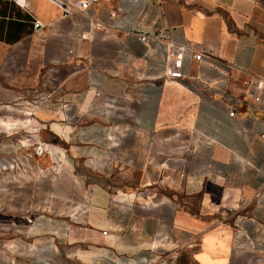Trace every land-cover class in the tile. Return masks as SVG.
Instances as JSON below:
<instances>
[{
  "label": "crops",
  "instance_id": "obj_1",
  "mask_svg": "<svg viewBox=\"0 0 264 264\" xmlns=\"http://www.w3.org/2000/svg\"><path fill=\"white\" fill-rule=\"evenodd\" d=\"M168 40L205 61L168 77ZM251 75L264 0H0V264H264Z\"/></svg>",
  "mask_w": 264,
  "mask_h": 264
},
{
  "label": "built area",
  "instance_id": "obj_2",
  "mask_svg": "<svg viewBox=\"0 0 264 264\" xmlns=\"http://www.w3.org/2000/svg\"><path fill=\"white\" fill-rule=\"evenodd\" d=\"M55 3L61 5L63 7V11L65 13L71 11L72 9L79 10L80 12H84L87 10L91 3L96 2L97 0H74L71 4L66 3L65 0H52ZM107 1V0H103ZM39 23L37 21L33 22V27H37ZM140 40L144 41L145 37L140 36ZM69 54L72 52L70 49L67 51ZM188 54L192 61L196 62H204L205 58L202 53V50L196 45L190 43H174L172 41H166V56H167V64H168V77L170 78H181L182 75L179 71L180 59L182 55ZM233 66L227 67V73L223 75L222 84H227L228 79L232 73ZM247 86L250 91V96L254 103L260 100L261 90L264 87V81L258 77L251 75L247 81ZM253 89V90H251ZM27 99L26 107L28 109V113L34 111L37 107L42 105L43 103L48 102H57L60 106L61 110L69 109V102L64 101L61 97H56L55 99L51 98L49 94L40 93L32 90H28L25 92ZM224 95V94H223ZM229 116H234V111H228ZM35 151L37 153L42 152V147L40 145L35 146ZM1 168L5 169L6 166L2 165ZM17 164L15 161H10L8 164V168H16Z\"/></svg>",
  "mask_w": 264,
  "mask_h": 264
},
{
  "label": "water",
  "instance_id": "obj_3",
  "mask_svg": "<svg viewBox=\"0 0 264 264\" xmlns=\"http://www.w3.org/2000/svg\"><path fill=\"white\" fill-rule=\"evenodd\" d=\"M19 2H21V0H18Z\"/></svg>",
  "mask_w": 264,
  "mask_h": 264
},
{
  "label": "rangeland",
  "instance_id": "obj_4",
  "mask_svg": "<svg viewBox=\"0 0 264 264\" xmlns=\"http://www.w3.org/2000/svg\"><path fill=\"white\" fill-rule=\"evenodd\" d=\"M26 99H27V97H26ZM26 105V104H25Z\"/></svg>",
  "mask_w": 264,
  "mask_h": 264
}]
</instances>
